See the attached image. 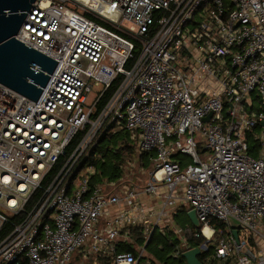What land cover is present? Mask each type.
Listing matches in <instances>:
<instances>
[{"label":"built area","instance_id":"2783aa9c","mask_svg":"<svg viewBox=\"0 0 264 264\" xmlns=\"http://www.w3.org/2000/svg\"><path fill=\"white\" fill-rule=\"evenodd\" d=\"M15 38L57 63L36 102L0 83V264H163L154 234L172 260L264 264V0H36ZM108 127L148 154L143 182L92 183Z\"/></svg>","mask_w":264,"mask_h":264},{"label":"water","instance_id":"95a60500","mask_svg":"<svg viewBox=\"0 0 264 264\" xmlns=\"http://www.w3.org/2000/svg\"><path fill=\"white\" fill-rule=\"evenodd\" d=\"M35 1L0 0V83L36 102L57 62L15 38ZM260 125L264 127V120ZM187 217L193 226H200L194 210H189ZM232 234L237 238L236 229ZM200 252L194 247L185 251L183 258L187 264H202L197 258Z\"/></svg>","mask_w":264,"mask_h":264},{"label":"trees","instance_id":"16d2710c","mask_svg":"<svg viewBox=\"0 0 264 264\" xmlns=\"http://www.w3.org/2000/svg\"><path fill=\"white\" fill-rule=\"evenodd\" d=\"M114 87L115 85H112L106 90L102 99L98 103V110L102 108L112 93ZM260 110H264V107H261ZM77 137L73 139L71 145L65 150V154L50 171L49 176L55 174L61 167L67 158L70 149L75 144ZM252 141L255 143V146H258L256 141ZM85 165H93L96 169L92 183L114 180L123 174H130L136 179L138 177L140 180V172L150 168L151 166L148 154L138 153L136 143L129 138V134L124 128L112 131L109 127L102 129L99 137L97 138L96 144L85 161ZM153 241L156 244L161 243L164 246L163 251L156 253V257L163 264H187L183 256L172 261L165 257L170 246V240L168 238L154 236ZM201 243L202 239L188 240V244H192L194 246H198ZM198 258L203 263V254H200Z\"/></svg>","mask_w":264,"mask_h":264},{"label":"rangeland","instance_id":"374dc122","mask_svg":"<svg viewBox=\"0 0 264 264\" xmlns=\"http://www.w3.org/2000/svg\"><path fill=\"white\" fill-rule=\"evenodd\" d=\"M100 88H101L100 86H94L93 87L92 91L89 93V95L87 97V103H92L94 101L95 97L100 92ZM254 107H255V109H258L260 107V104H259V102L257 100L254 101ZM196 138H200L199 134H196ZM252 140L253 139H249L248 140V146L253 152V149H255L254 151H256L257 146H255V143ZM201 141L203 142V140H201ZM199 152H200V156L204 158V156L206 155V152L202 151L201 144L199 145ZM253 155H256V154L253 153ZM85 173H86L85 168H82L79 171V173L76 176V178L74 179V182H73L74 185L78 184L85 177ZM140 173H141V175H139L140 176V180L143 182L144 179L146 178V172H140ZM140 180H137V181H140ZM176 214H177V216H174L175 217L174 219L177 220V222L179 224L185 223V224L189 225V219L187 218V211H186L185 206L179 207V209H177V213ZM151 242H150L151 244L148 247L149 248L150 247H156L157 244L154 243L153 240ZM168 251H167V253H168ZM168 259L170 261H172V259H170V258H168Z\"/></svg>","mask_w":264,"mask_h":264},{"label":"crops","instance_id":"0c3cea01","mask_svg":"<svg viewBox=\"0 0 264 264\" xmlns=\"http://www.w3.org/2000/svg\"><path fill=\"white\" fill-rule=\"evenodd\" d=\"M187 206H185V208H186ZM186 211L188 212L189 211V209L188 208H186ZM175 216H177V214L175 215ZM175 218V217H174ZM188 218V217H187ZM176 222H177V220H175ZM178 223V222H177ZM185 223H183V224H181V225H184ZM189 226H192L193 227V224L190 222V220H189ZM195 227V226H194ZM154 236H160V237H165V236H161V235H156V234H154ZM154 238V237H153ZM167 238V237H166ZM152 243V242H151ZM150 243V244H151ZM158 244H161V243H158ZM163 245V244H162ZM190 246L192 245V244H189ZM152 250H154V247H150ZM163 250H164V246H163ZM169 250V249H168ZM167 253V252H166ZM200 254H202L201 252H200ZM199 254V255H200ZM198 255V256H199ZM155 256H156V254H155ZM198 256H197V258H198ZM165 257H167L166 255H165ZM199 259V258H198ZM203 259H204V255H203ZM200 261V260H199ZM201 262V261H200ZM202 263V262H201ZM203 264V263H202Z\"/></svg>","mask_w":264,"mask_h":264},{"label":"bare ground","instance_id":"6f19581e","mask_svg":"<svg viewBox=\"0 0 264 264\" xmlns=\"http://www.w3.org/2000/svg\"><path fill=\"white\" fill-rule=\"evenodd\" d=\"M210 86H211V87H215V85H214V84H211Z\"/></svg>","mask_w":264,"mask_h":264}]
</instances>
